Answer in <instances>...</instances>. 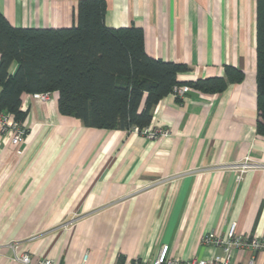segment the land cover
<instances>
[{
	"label": "crops",
	"instance_id": "1",
	"mask_svg": "<svg viewBox=\"0 0 264 264\" xmlns=\"http://www.w3.org/2000/svg\"><path fill=\"white\" fill-rule=\"evenodd\" d=\"M78 1L0 0V12L14 27L68 28ZM104 1L106 27L139 28L147 55L187 66L177 82L223 77L225 67L242 79L219 93L188 87L182 99L162 98L149 126L169 135L157 140L85 127L58 112L55 92L24 95L21 143L0 130V264L23 254L31 264H78L84 254L86 264H127L162 245L208 260L221 251L201 244L205 232L225 239L235 224L236 234L264 235L256 0ZM245 161L261 167L238 180Z\"/></svg>",
	"mask_w": 264,
	"mask_h": 264
},
{
	"label": "trees",
	"instance_id": "2",
	"mask_svg": "<svg viewBox=\"0 0 264 264\" xmlns=\"http://www.w3.org/2000/svg\"><path fill=\"white\" fill-rule=\"evenodd\" d=\"M105 9L104 0H79L75 25L57 29L14 27L0 12V115L22 124L24 95L55 92L58 112L85 127L139 132L174 86L219 93L241 81L240 71L225 67L223 77L177 82L187 66L147 55L139 28L106 27ZM255 21L257 134L264 137V0H256Z\"/></svg>",
	"mask_w": 264,
	"mask_h": 264
},
{
	"label": "built area",
	"instance_id": "3",
	"mask_svg": "<svg viewBox=\"0 0 264 264\" xmlns=\"http://www.w3.org/2000/svg\"><path fill=\"white\" fill-rule=\"evenodd\" d=\"M189 88L184 85L174 86L171 94L175 98L182 99ZM41 101H46L49 94H33ZM0 130L1 133L11 136V143L19 145L26 135L24 126L14 120H11L9 115H0ZM137 132L136 130H133ZM138 134L149 140H157L165 138L169 135V131L159 128L146 127ZM261 167L258 165L249 164L248 161L235 167L237 170V179L247 170ZM201 244L212 248L219 249L220 254H213L208 260L191 257L188 259H179L169 255L168 245H162L154 258L141 260L134 258L127 264H264V257L260 260V254H264V235H240L235 233V224H231L227 231L226 238L221 239L214 232H205L201 236ZM88 255L84 254L82 260L78 264H86ZM14 261L19 264H31L30 257L26 254L14 257ZM36 264H54L49 257L41 258Z\"/></svg>",
	"mask_w": 264,
	"mask_h": 264
},
{
	"label": "rangeland",
	"instance_id": "4",
	"mask_svg": "<svg viewBox=\"0 0 264 264\" xmlns=\"http://www.w3.org/2000/svg\"><path fill=\"white\" fill-rule=\"evenodd\" d=\"M239 166H240V164L237 167H239Z\"/></svg>",
	"mask_w": 264,
	"mask_h": 264
}]
</instances>
